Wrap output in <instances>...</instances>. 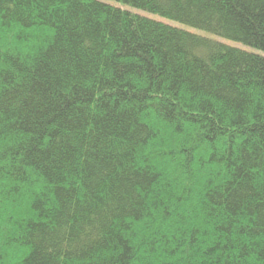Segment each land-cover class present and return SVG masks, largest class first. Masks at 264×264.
<instances>
[{
  "label": "trees",
  "instance_id": "trees-1",
  "mask_svg": "<svg viewBox=\"0 0 264 264\" xmlns=\"http://www.w3.org/2000/svg\"><path fill=\"white\" fill-rule=\"evenodd\" d=\"M113 1L0 0V264H264V0Z\"/></svg>",
  "mask_w": 264,
  "mask_h": 264
},
{
  "label": "rangeland",
  "instance_id": "rangeland-1",
  "mask_svg": "<svg viewBox=\"0 0 264 264\" xmlns=\"http://www.w3.org/2000/svg\"><path fill=\"white\" fill-rule=\"evenodd\" d=\"M102 1H105V2H108V3H111V4H114V5H116V6H120V7H122V8H127V9H130V10H133V11H138V10H134V9L130 8V7L127 6V5H124V4H121V3L115 2V1H113V0H102ZM218 39H220V38H218ZM223 41H225V42L228 43V44H232V45L239 46V47H244L243 45H241V44L238 43V42H232V41H227V40H223ZM246 48L249 49L250 47H246ZM253 50H255V49H253ZM255 51L264 54V52H262V51H259V50H255Z\"/></svg>",
  "mask_w": 264,
  "mask_h": 264
}]
</instances>
